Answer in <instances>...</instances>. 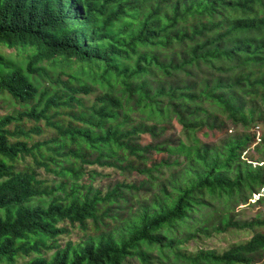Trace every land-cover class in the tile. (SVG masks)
<instances>
[{
	"label": "trees",
	"instance_id": "obj_1",
	"mask_svg": "<svg viewBox=\"0 0 264 264\" xmlns=\"http://www.w3.org/2000/svg\"><path fill=\"white\" fill-rule=\"evenodd\" d=\"M2 47L18 54L3 53ZM214 70L224 77L206 76ZM193 72L205 79L200 89L190 79ZM148 77L156 84L146 87ZM245 87L251 89L246 91L250 100L260 97L264 104V0H0V91L21 106L20 112L0 115V210H5L0 214V264L19 259H26L22 264H126L134 257L146 264L147 250L158 259L176 260L170 264H253L264 252V233L221 254L200 250L188 255L181 252L185 241L174 238L190 227L186 240L196 241L218 223L222 228L216 230L226 232L236 226L229 215L264 188V153L260 161L240 156L254 134L233 138L214 159L207 147H185L189 140L196 142L193 134L202 115L218 112L243 131L261 128L264 151V115L247 121L239 110L238 103H246ZM92 89L104 93L88 114H69L82 106L76 95ZM134 110L155 122L170 119L166 113L178 118L181 139L165 148L192 152L193 174L117 238L101 234L62 246L60 236L67 233L62 223L97 229L98 206L121 195L122 185L105 198L92 189L80 195L85 187L76 183L93 172L86 167L111 165L103 161L105 154L117 149L142 160L138 153L151 148L127 144L142 126L121 131ZM66 116L81 124H66ZM29 121L34 127L27 131ZM45 129L54 136L29 146L31 134ZM156 167L143 172L151 174ZM38 168L52 174V182L69 183L67 192L65 184L57 188L63 198L47 206L30 204L52 192L42 187ZM262 202L260 195L255 204ZM259 217L243 227L264 226Z\"/></svg>",
	"mask_w": 264,
	"mask_h": 264
},
{
	"label": "rangeland",
	"instance_id": "obj_2",
	"mask_svg": "<svg viewBox=\"0 0 264 264\" xmlns=\"http://www.w3.org/2000/svg\"><path fill=\"white\" fill-rule=\"evenodd\" d=\"M130 22V21H129ZM128 23V22H127ZM229 47L224 48L228 50ZM14 52V56L18 54L17 50H9L6 47H2L3 53ZM208 77H214L217 79L223 78L224 73L214 71H207ZM196 72L191 73L193 78L191 81L196 85L197 89L202 87V83L205 79L198 77L195 78ZM64 80L67 77H63ZM162 79V78H161ZM187 79V78H186ZM173 83V80H170ZM156 81H152L151 77L145 80L146 87L153 86ZM187 84V83H186ZM250 88H244L243 93L245 95L246 103L241 104L239 102V110L243 114V117L247 120L256 121L257 118L264 115V104L260 97H255L250 100V95L246 94V91H250ZM104 93L101 89H92L88 94L76 95L77 99L81 101V107L78 109L74 107L67 110L69 114L75 113L77 116L83 112L88 114L89 109L97 102V97ZM21 106L17 103L12 96L6 91H0V115L20 112ZM66 112V110H65ZM170 119H165L161 122H155V119L151 116H147L144 111L134 110L129 113V122L126 126L121 128L122 132L130 131L131 129H138L140 126L143 130L132 135L128 140L129 145L136 146L139 149H145L150 146L147 151H140L138 154L143 157L139 160L136 157L129 155L127 149H117L112 156L110 153L105 154L107 158H104V162L110 163L107 167L93 166L86 167L87 170L93 172L85 174L76 184L84 186L79 194L83 195L87 189L98 191L101 198H105L108 194L112 193L113 189L119 185H122V191L120 197L114 203L104 202L98 206V217L100 223L98 228L93 226H87L83 231L79 228H71L68 223H62L61 226L67 227V233L60 236L59 243L63 246L67 243L71 245L82 244L86 238L97 237L101 234H105L104 237L117 238L123 234V231L134 218L142 214L145 211H151V206L154 203H159L160 200L167 198V194H175L174 188L179 183L188 182L185 175H192L195 170L196 163H194L192 152L188 155L187 148H174L166 150V144L174 145L178 139H181V134L184 131L180 126L178 118L171 116L170 113H166ZM227 115L219 114L218 112H212V115L207 117L202 115L203 123L201 127L193 134V138L196 142L189 140L185 147L189 145L194 146L195 149H202L207 147L210 149L209 157L217 158L216 153H223L225 151V144L230 142L233 138L238 139L242 134L253 135V140L240 152L242 159L255 161L263 160L261 158L264 151H261V128L254 127L250 131H243L242 125L238 124V127L227 120ZM123 116L118 117V122L121 121ZM201 121V120H200ZM198 119V123L200 122ZM66 124L73 123L77 126L81 124L80 121L75 119H69L66 116ZM34 127L33 122H26L25 128L30 130ZM47 130V129H45ZM54 133L51 131H45L41 135L31 134V138L28 140L29 146L35 143H42L45 140L53 137ZM125 140V139H124ZM122 140V141H124ZM74 147V146H72ZM95 155L90 160L95 159ZM29 160V159H27ZM166 162V165H160ZM22 164V163H21ZM254 165H260L261 163H253ZM156 165L154 172L147 174L143 172ZM38 179L43 181V188L52 190L51 193L45 194L39 198H34L30 204L37 205L42 204L47 206L55 198H63V192L69 190V183L65 181L60 182L55 180L52 182L53 175L44 171L43 168L35 169ZM59 184H65L64 191L58 188ZM261 194L253 195L249 204H240L233 213L229 215V218L236 226L227 228L226 232H218L216 228H222L218 223L215 226L214 231L208 235H203L198 240H186L189 233L193 231V228L184 227L178 233L174 235L177 240H183L185 242L180 243L181 252L188 255H195L200 250L215 251L216 253H223L230 249L232 246L239 243H245L250 241L257 233H264V226H253L252 228L243 227L245 224L250 223L255 219L256 215H260L257 221H264V202L258 204L255 202L259 196H264V188L260 189ZM169 201V199L167 200ZM106 216L102 214L106 211ZM0 214L4 216L5 210L1 209ZM91 222V220H88ZM148 263L146 264H170L175 262L172 257L162 256L158 259L156 252L147 250ZM26 259H19L17 264H22ZM126 264H144L139 258H129ZM253 264H264V252L257 255Z\"/></svg>",
	"mask_w": 264,
	"mask_h": 264
}]
</instances>
